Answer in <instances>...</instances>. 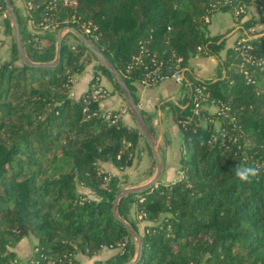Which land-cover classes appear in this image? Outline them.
<instances>
[{
	"label": "trees",
	"instance_id": "obj_1",
	"mask_svg": "<svg viewBox=\"0 0 264 264\" xmlns=\"http://www.w3.org/2000/svg\"><path fill=\"white\" fill-rule=\"evenodd\" d=\"M251 1L34 0L33 24L49 25L33 34L41 44L28 38L27 19L15 8L33 61L53 60L58 28L74 26L108 56L137 103L135 82L155 67L164 77L182 69L194 86H205L204 108L192 119L191 102L162 103L181 132L183 176L118 200V214L137 230L135 215L143 211L147 220L142 255L133 264H264V29L228 47L213 79L188 70L196 52L219 56L225 46L221 33H210L213 12ZM0 24L12 33L8 17ZM92 56L71 31L52 66L24 63L14 41L9 56L0 55V264H79L77 253L91 256L103 246L117 250L95 264H122L135 255V239L111 209L121 176L101 163L123 170L141 140L152 151L136 124L114 117L118 110L104 109L94 96L99 75L123 95L102 63L93 64L86 90L71 95ZM189 100L186 92L179 101ZM210 104L217 111L209 112ZM242 165L259 168V176L238 180ZM31 234V255L22 259L9 247Z\"/></svg>",
	"mask_w": 264,
	"mask_h": 264
},
{
	"label": "rangeland",
	"instance_id": "obj_2",
	"mask_svg": "<svg viewBox=\"0 0 264 264\" xmlns=\"http://www.w3.org/2000/svg\"><path fill=\"white\" fill-rule=\"evenodd\" d=\"M11 4L15 8L18 10V12L20 13V15L22 17H25L24 20L27 19V31H26V35L28 36V38H31L33 34L35 33H41L43 26H37L34 25L32 22H29L28 19L31 18L32 15V8H28L27 6V0H10ZM65 1V0H64ZM69 1V0H68ZM238 8V6L236 5L235 7H233V9L231 10H215L212 14L213 16V28L218 30V32H214L211 34H216V33H221L222 37L225 39V46L220 50L219 56L217 55H213V54H205L201 51L196 52V54L194 56H192L189 59V67L191 68V70L193 71L194 74H197L198 76H201L204 79H207L206 77L210 78H214L217 76L218 72H219V65L220 62L222 61V57H224L225 53H226V49L228 47H232L235 46L237 47V43L239 41H244L245 40V36L246 33H248L249 35H257V32H260L261 30L264 29V0L261 1L260 4H258L256 2V0H252L246 7L244 6V11L241 12L240 14L236 13V9ZM16 14V12H15ZM211 16V17H212ZM3 17H8L10 24H11V20H10V15L8 10L5 8L0 6V20L2 21ZM211 17L210 20L208 21V25L211 23ZM208 20V19H207ZM245 22H250V24L247 26L245 25ZM4 25L0 24V55L2 58H7L9 56V52H10V46L12 41H14V37H13V31L12 33L8 34L4 32ZM221 32H219L220 30ZM64 32L70 31L67 28L63 29ZM72 32V31H71ZM32 34V35H31ZM64 35V33H63ZM34 36V35H33ZM36 36V35H35ZM34 36V39H35ZM70 38H72L71 36H69ZM37 40L39 41V44L41 43H45V40H39L37 38ZM242 54L247 57L250 58V56L247 55V52H242ZM99 62L97 60V58H95L94 56L91 57V60L88 61L86 63L85 68L87 69V71L92 67L91 63H96ZM16 63H20V60H16ZM221 72V70H220ZM78 77V75L76 76V78ZM100 77V75H99ZM75 78V79H76ZM100 81V78H99ZM138 84L143 85L145 87H147L146 85L142 84L140 81L139 82H135L136 88L138 86ZM157 84V83H156ZM151 85L148 87H153L151 90L147 91V94H151V97L154 98V100L156 102H167V101H172L177 103L181 108L185 107V103L182 104L179 100H180V95L183 91H185L186 88V92H188V86L184 85L181 86V84L178 81H176L172 76H167L164 79L161 80V82L158 85ZM100 85L103 86V84ZM156 85V86H155ZM105 87V86H104ZM165 90V91H164ZM107 92H104L100 98L102 99V97L107 95ZM75 89H71V95L75 96L76 94ZM184 93V92H183ZM121 95V94H120ZM170 95H174L176 97V99H172V98H168V96ZM189 95V93H188ZM122 97H124L123 95H121ZM78 97V96H77ZM183 97V96H181ZM139 102V101H138ZM140 103V102H139ZM161 103V105H162ZM142 105V104H141ZM142 107V106H141ZM162 109V121L164 124V127H168V130L170 131L169 127L171 128L172 126L175 125V120L172 116V111L169 108V105H162L161 106ZM217 106L210 104V106L208 107L209 112H215L217 111ZM118 116L120 117V109H118ZM200 123V122H199ZM136 124V123H135ZM165 140V138H164ZM179 142H180V138L178 136H176L175 134L171 133V137L169 139V147L171 149V151L169 150V155H172L169 159H176L175 163L179 162L177 159V153H178V146H179ZM144 141L142 142V149L144 150L143 153L144 155H146V153H150L145 145ZM140 150L137 151L136 155L133 158L134 163L137 162V165L139 163V159L137 160V157H139ZM142 155V154H141ZM145 161V157L141 158V162L139 163V167H132L129 168V170L124 171V170H120L119 174L121 176V180H120V188L121 187H125V186H130L128 184H131V181L137 179L138 177H140V175L146 174V172L150 171L151 167L153 168L156 164L155 161L153 160L152 163L150 165L147 164V166H145L144 164ZM171 161V160H169ZM133 163V162H132ZM173 165V162L167 164V166H171ZM129 166V165H128ZM177 166V165H175ZM176 177L173 178V180L170 181H174L175 179H179L181 178L182 175V171H176ZM168 171L165 170L163 172V174L161 175V179H167L168 178ZM150 179V178H149ZM148 179V180H149ZM147 180V181H148ZM142 184V183H141ZM79 189H81V187H78ZM94 196V195H92ZM95 197V196H94ZM134 208V207H133ZM131 210V212L133 213V209ZM137 218V215H135ZM34 235H28L26 238L29 239V241L31 242V240L33 239ZM27 242V243H26ZM28 240H24L21 243V247L23 249V251L26 253L24 254V252L19 251L18 253L20 254V258L22 259H27V255L29 254V244ZM16 246V245H15ZM15 246H11L9 248L14 249ZM17 249V248H16ZM28 253V254H27ZM17 254V253H16Z\"/></svg>",
	"mask_w": 264,
	"mask_h": 264
},
{
	"label": "crops",
	"instance_id": "obj_3",
	"mask_svg": "<svg viewBox=\"0 0 264 264\" xmlns=\"http://www.w3.org/2000/svg\"><path fill=\"white\" fill-rule=\"evenodd\" d=\"M213 22H214V20H213V16H212L211 17V23L208 25L210 33L218 32V30L213 28ZM219 32H221V30ZM62 33H64V30L62 31ZM93 64L94 63H91L92 67L88 71L85 68L84 71L81 74H79L78 77L74 80L73 87H72V89L73 90L75 89V91H76V93H75L76 95L74 97L79 96L80 93L83 92L84 90H86V88L88 87L89 80L91 79L92 73H93ZM188 70L195 77L202 78L201 76L194 74L190 67H188ZM206 78H210V76L206 77ZM161 80L156 85H158L161 82ZM100 82H101V84H103V87L105 86L104 88L106 90H108L107 95L102 97V99H101V106L104 109H115V110L120 109V111H121L120 112V118H122L128 124L135 125L134 118H133L131 112L127 109L128 105H127L125 98L122 97L117 91H113L111 83L107 80V78L105 76L100 75ZM183 85L184 84H181V86H183ZM184 87H185V85H184ZM152 88H154V86L153 87H148V86L145 87L143 85L138 84V86L136 88V94H137L139 102L142 104L141 109L144 112L143 117L146 120L147 126H148L152 136L154 137V139L157 142L158 150L160 152L161 158H162L163 163H164L163 172L165 170H167L168 174H169V175H167L168 176L167 179L162 180L161 179L162 177H160V179L164 182H167V181L173 180V178L176 177V173H177L176 171L179 170V165H180V162L175 163L176 159H174V160L169 159L172 156V155H169V150L171 151V149L169 147V139L171 137V133L175 134L176 136H178L180 138V142H179V146H178V153L176 156L178 161H180V147H181V143L183 141L181 138V132H180L179 127H178L176 122H175L174 126H172L171 128L169 127L170 131L168 130V127H164V124L162 121V109H161V106H162L161 103L162 102H156L154 100V98L151 97V94L150 95L147 94V91L151 90ZM185 91H186V88H185ZM185 91H183V92L185 93ZM183 92L181 94L184 95ZM183 95L179 96L180 99L182 98L181 96H183ZM168 98H172L174 100L176 99V97L174 95H170V96H168ZM118 112H119V110H118ZM147 116L149 117L148 119H147ZM164 138H165V140H164ZM142 142H143V140L140 141V152H139V154L142 152L141 153L142 155L140 154L139 157H137V160L139 159V163H140L141 158L145 157L144 164H145V166H147V164L150 165L152 163V161L154 160V157H153V154H150L148 152L146 153V155H144V153H143L144 150L142 149ZM169 160H171V161H169ZM171 162H173V165L167 166V164H169ZM139 163L137 165V162L134 163V161H133V163L131 165L126 166L123 170L127 171V170H129V168H132L136 165H137L136 167H139ZM101 164L104 167V169L111 171L112 173H119L121 170V169L119 170L117 167H115L111 162H102ZM175 165H177V166H175ZM150 170L152 171L151 175H148V173H149V171H148V172H146V174L140 175V177L131 181V184H128V185H137V184H141V183L146 182L154 174V172L156 170V165L153 168L151 167ZM163 172H162V174H163ZM80 187H81V189H79L80 191L87 193L89 196L93 195V194H91V191L89 190V188L84 187V186H80ZM146 223H147V220H144V219H142V220L138 219L137 220L138 231L140 234L143 233V228L146 226ZM26 237L27 236H23L15 244L16 246L14 245L15 248L13 250L17 253L18 256H20V254L18 253L19 251L24 252L22 247H21L20 242L24 241L25 239L28 240V243L30 242L29 239H27ZM35 241H36V237L34 236L33 239L31 240L32 243L30 242L31 244H29V251L30 250L31 251L29 252V254L27 253L28 255L26 258H28L31 255ZM116 250H117V248L103 246L100 249V251L94 253L91 256H87V255H84L81 253H77L76 258L79 260V264H95L96 261L103 260V259L109 257L114 252H116ZM24 254H26V253L24 252Z\"/></svg>",
	"mask_w": 264,
	"mask_h": 264
},
{
	"label": "water",
	"instance_id": "obj_4",
	"mask_svg": "<svg viewBox=\"0 0 264 264\" xmlns=\"http://www.w3.org/2000/svg\"><path fill=\"white\" fill-rule=\"evenodd\" d=\"M4 2H5L6 9L8 10L9 15H10L14 42H15L16 47L18 49L20 58L24 63L29 64V65H43V66H52V65L56 64V62L60 58L61 40H62V36H63L62 31L64 28L69 29L80 39V41H82V43L84 45H86V47L95 55V57L98 59V61L100 63H102L109 70V72L112 74L113 78L119 84V86L122 90L123 96H124V98L127 102V105L129 107V110H130V112L134 118L136 126L139 128L140 132L142 133V135L144 136L148 145L150 146V149L152 151L154 161L156 164V170H155L154 174L150 177V179L148 181H146L142 184L130 185V186H125V187L119 188L115 192L114 198L112 200L111 209H112L113 215L119 221H121L123 223V225L126 227V229L130 232V234L135 239V243H136V252H135L134 257L131 260H129L125 263H122V264H133L142 255L143 247H142L141 234L129 221H127L125 218L121 217L118 214L117 203H118L119 198L123 195H127V194L132 193V192L141 191V190H144L146 188H149V187L155 185L159 181V179L162 175L163 169H164V163H163V160L161 158L160 152L158 150L157 142L154 139V137L152 136V134H151V132L147 126V123H146V121H145V119L141 113V109L138 106V103L135 102V99H134L129 87L126 84L124 77L121 75L119 70L114 66V64L111 62V60L108 58V56H106L103 53V51L97 45H95V43L88 36H86L83 32L79 31L74 26H65V27L58 28L57 33H56V54H55V58L53 60H51V61H33V60H31L27 56L25 49H24V46H23L20 28L18 25V21H17V17L15 14L14 7L11 4L10 0H4Z\"/></svg>",
	"mask_w": 264,
	"mask_h": 264
},
{
	"label": "built area",
	"instance_id": "obj_5",
	"mask_svg": "<svg viewBox=\"0 0 264 264\" xmlns=\"http://www.w3.org/2000/svg\"><path fill=\"white\" fill-rule=\"evenodd\" d=\"M65 2H68V3H75V0H65ZM49 3H52L51 1ZM27 6L28 8H32L34 6V0H27ZM53 5L51 4L50 7H52ZM244 11V5H239L238 8L236 9V13H240V12H243ZM29 22H32L33 23V20L32 18L28 19ZM44 28H48L49 25L48 23L46 24H43L42 25ZM69 30V29H68ZM86 30H88V27H86ZM37 40V38H35ZM240 42V41H239ZM244 45V44H243ZM242 45V46H243ZM248 47V46H247ZM242 53V52H241ZM134 58L136 59V61H140V57L137 55V56H134ZM156 71H158V67H155V69L153 70H147L145 72V75L144 77L140 80V82L146 86H151V85H154L156 83H158L157 81L160 79H163L165 78L164 75H160L159 73H157ZM170 76H172L175 80H177L178 82L180 83H183L184 85H187L188 86V93H189V97H190V100L186 103V105L191 102V111H192V114L188 117V119H192V117L194 115H200L201 113V110L204 108L203 107V100L205 99V94H204V88L205 86L204 85H196L194 86L192 81H190L184 71L182 69H177L175 70ZM98 80H99V76L96 77ZM104 92H106V89L102 86V85H98L96 88H94L93 90V94L95 97H100ZM185 105V106H186ZM138 106L140 107L141 109V103L138 102ZM109 116V114L107 115ZM114 117H119L118 116V112L116 114H114ZM145 216V212L141 211L137 214V218L139 220H142L144 219L143 217ZM147 231V228L146 226L143 228V233Z\"/></svg>",
	"mask_w": 264,
	"mask_h": 264
},
{
	"label": "clouds",
	"instance_id": "obj_6",
	"mask_svg": "<svg viewBox=\"0 0 264 264\" xmlns=\"http://www.w3.org/2000/svg\"><path fill=\"white\" fill-rule=\"evenodd\" d=\"M260 174V169L253 166L242 165L238 166L235 171V175L238 180L251 183L253 179L257 178Z\"/></svg>",
	"mask_w": 264,
	"mask_h": 264
}]
</instances>
